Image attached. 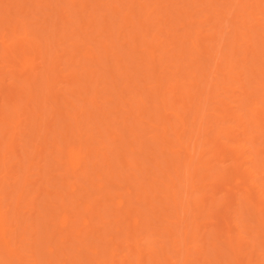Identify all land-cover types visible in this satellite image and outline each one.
Returning a JSON list of instances; mask_svg holds the SVG:
<instances>
[{"label": "bare ground", "instance_id": "bare-ground-1", "mask_svg": "<svg viewBox=\"0 0 264 264\" xmlns=\"http://www.w3.org/2000/svg\"><path fill=\"white\" fill-rule=\"evenodd\" d=\"M181 1L185 0H68L73 17L65 14L59 18V24L53 22L54 36L62 31V37L67 36L69 31L78 36L68 39L71 47L69 63L85 66L81 64V57H77L79 52L82 59L89 61L94 68L84 67L82 74L76 70L70 73L72 85L67 87V92H77L84 97H78L84 99L80 112L72 111L69 115L73 122L61 123L50 137L44 132H40L39 137L43 136L63 154L60 141L65 139L67 130L77 132L78 138H82L85 123H81L83 120L79 115L87 111V104L97 105L101 113V117L97 116L98 120L93 113L96 111L91 109L92 112L87 114V128L91 130L89 136H103L105 141L97 137L99 146L115 152L116 163L126 164L139 172L124 177L122 170L116 172L125 181L126 193L116 194V204L113 202L112 206L117 205L115 208L125 216L123 224L127 250L121 252L119 243L113 239L118 236L116 233H113L114 237L110 236L108 231H99L112 244H106L110 247L107 259L98 260L100 249L95 243H89L84 248L75 244L82 256L88 258L87 253L90 252L98 264H196L198 258H201L200 264H264V0L222 1L229 6L217 0L220 5L223 4L221 7L213 0H188L191 8L196 6L192 4L199 2V6L205 4L202 11H206L205 8L209 9L208 12L211 10V16L202 12L203 18L198 15L199 19L184 14L187 0L183 2L186 8L174 7ZM58 2L54 0V3ZM58 10L66 11L64 6H59ZM94 10H98L99 14H94ZM189 11L192 10L186 12ZM21 24L25 32L19 39L24 42L13 46L1 39L4 44L1 55L8 58L11 64L12 59L16 60L13 65H17L28 84L27 99L34 102L40 99V103L51 105L58 99L55 86L59 79L53 68L57 65L53 66V62L43 65L40 57L54 48L50 41L44 45L48 49L42 47L40 38H29L25 21ZM76 24L80 31L89 28L91 32L75 33L73 26ZM49 35L44 38L48 40ZM24 45L41 54L34 56L25 51ZM59 56L54 54L55 58ZM257 72L260 76H256ZM100 81L104 83L102 89H105V96H98V90L90 95V85ZM40 84H44L43 89H38ZM111 94L117 97L115 108L104 103L111 100ZM96 97L102 98L104 104H95ZM67 101L72 104L64 96L62 104L65 111L69 110L66 105H71ZM11 104L15 115H10L11 112L5 114L1 107L0 123L13 121L16 128L19 124V101H12ZM118 106L126 113L116 117L112 112L110 116V112L117 110ZM36 115L40 117L39 113ZM64 115L67 113L64 112ZM117 123H121V129H117ZM124 131L133 138H126ZM89 150L70 145L66 147L65 160L57 159V156L56 163L65 162L64 173L70 172L83 178L91 177L90 167L97 169L95 174L100 178L95 176L102 179L104 172L99 169L103 171L104 168L102 164L98 167V164L92 163L88 158ZM125 151L130 153L127 155ZM2 164L5 166L4 161ZM103 164L108 166L111 178L116 176L115 172L114 175L110 173V162ZM143 174H149V177L138 182L139 175ZM69 180L72 191H76L75 182ZM25 182L28 181H24L23 186ZM218 183L225 184V188L218 189L221 187ZM79 188L82 190L85 187L79 185ZM134 190L136 202L143 200L150 214L142 208L133 210L135 206L126 194L132 196ZM22 193L23 188L18 194L22 197ZM19 195L17 199H20ZM157 197L160 198L156 200ZM49 200L54 208L58 207L59 211L61 208L60 215H56L60 230L55 232L65 233L56 239L52 231L49 238L54 237L61 243L76 238L82 242L85 237L80 239L82 228L85 225L87 228H84L88 229L91 224L89 218L70 207L62 194L57 195L59 202ZM84 208L87 212L92 210V205L87 203ZM67 209H71L72 214ZM213 209H222V212L215 215L211 211ZM13 218L21 222L17 215ZM142 218L146 232L140 236ZM113 219L115 223L120 220L116 215ZM8 220V211L0 196V246L18 254V248L11 247L15 236H12L14 228L13 234H10L9 227L7 231ZM78 221L83 224L81 228ZM91 227L89 232L93 237H103L93 231V225ZM27 230L24 229L28 234L30 229ZM152 233L156 237L150 241L149 234ZM29 235L25 236L26 239ZM19 238L20 235L16 242ZM55 250L52 246L48 248L49 254L55 255ZM60 253L67 255L65 249ZM6 264H11V261ZM17 264H25L19 255ZM78 264L82 262L78 261Z\"/></svg>", "mask_w": 264, "mask_h": 264}, {"label": "rangeland", "instance_id": "rangeland-1", "mask_svg": "<svg viewBox=\"0 0 264 264\" xmlns=\"http://www.w3.org/2000/svg\"><path fill=\"white\" fill-rule=\"evenodd\" d=\"M222 1L223 0H221L220 2ZM48 2H50V4H48ZM181 2L178 3L177 5L174 4L175 5L174 7L183 6V8H186L185 7L186 5L184 6V3L183 2L181 3ZM187 2L189 1L187 0L185 3ZM213 2L216 4L218 1L213 0ZM220 2H218V4L216 5H220ZM231 2L232 1L230 0L229 3ZM162 4L163 2L161 3V5ZM195 4H196L195 7L197 9L193 6ZM223 4H221L218 7L223 6ZM90 5L95 6L93 3L92 4L90 3ZM199 5H200L199 2L192 4L193 6L192 8H191V5H188L186 11L189 9L192 11H189V12L184 11L185 12L184 14H189V17L193 19H196V17L197 19H199L198 15L200 18H203V16H201V15H204L203 13L205 14L210 13V16L212 15L210 12L211 10L208 12L209 9L205 8L206 11H202L203 6L205 7V4H202V6H199ZM225 5L229 6L227 4H224V6ZM59 6H64V9L66 11L60 12L58 10ZM199 8L201 9L200 12L198 11ZM91 9L92 7L89 8V10ZM193 9L195 10V14H194ZM65 14H69L70 18L73 17L72 6H70V4L68 3V0H59L58 3H54V0H0V108L1 107L4 108L5 114H8L11 112L10 115H13L14 113L12 111L11 103L12 101H19V104H18L19 124L18 126L14 128L13 121H10V122L5 121V122L0 123V177L2 176L0 178V196H2V204L4 208L7 209L8 211L9 220L7 221V231L9 232V229H8L9 227L11 229L10 234H13L14 232L12 236H15L14 240L11 242V247L18 248L17 249L18 254L17 252L10 253L3 246H0L2 247V249L0 248V254H1L0 264H6V262H9V261H11V264H17L18 255L22 257V260H24L25 264H32L31 262H33V264L34 263L35 264H61V263L78 264V261L82 262V264H98L97 261H94L95 258L93 257L92 253L88 252L87 253L88 258L84 257L82 256L81 252H78L76 246L81 244V248H84L89 243H95L96 244L95 246L96 247L99 246V249H100L99 254H98V260L100 261L103 259H107L108 256L106 255H109L108 249L110 248V247L108 248V246L109 245L112 246V244L111 242L108 241V237H104L105 234L103 233L105 231H108L109 235L113 237L115 236L113 235V233L114 234L116 233L118 238L115 237L113 239H114V242L119 243L121 247L119 250L121 252L127 250L126 242L124 241V238H125L124 228L125 227L123 224L124 222H126V219H125V216H123L122 212L117 210L118 208H115V206L117 207V205L112 206V204L113 202L114 204H116V201H114L116 200V196H117L116 194L126 193V190H125L126 184H125V181H123L124 179L122 180V175L124 177V175L126 174L132 175L133 172H137V174L139 172L133 167L129 168V166H125L126 164L122 166L121 164L116 163L117 161L115 160V157L113 156L115 152L110 151L109 148H106V149L101 148L99 146L100 143L97 142V137L105 141V138L103 136L102 137L96 136V135L89 136L91 134V130L87 128V123H86L87 114L89 111L92 112L93 110L97 112V113L93 112L95 114V117L100 116L101 113H100V110L97 109L96 107L97 105L95 106V105L87 104L86 106L88 107L89 110L87 109V111L79 115L81 121L83 120L81 123H85L84 129L82 131L83 133L82 138L81 137L78 138L77 132L71 133L70 129L67 130L68 132H67L65 139L63 141H60L64 149L63 154H60V152L57 151L54 148V146H51L50 145L51 142L44 139L43 136H40L41 138L39 137V134H41L40 132L42 133L44 132L43 134L47 133L46 136L50 137L51 134H55V132L59 129V125H61V123L64 124L65 122H73L72 117H69V115H72L71 113L72 111H76V113L80 112V108L84 102V99L82 98L79 99L81 95L79 96L77 92H67V87L72 85L71 84L72 75L70 73H72V70H76L78 71L79 74H82L84 73V70H83L84 67L94 68V66L90 65L91 63L89 61L85 60L84 58L82 59V56L80 55L79 52H77L78 53L77 57L78 58L81 57L80 58L81 62H83L81 64H85V66L82 67V65L77 66L75 63L74 64L69 63L68 58L70 55L69 50L71 49V47L69 45L68 39H70L71 37L78 38L76 34H71V32L69 31L67 36L62 37L63 31L62 32L60 31L61 34L59 33L58 35L54 36L55 32L53 29V22L57 21V23L59 24L60 23L59 18L61 16L63 17ZM94 14L98 15L99 14L98 10H94ZM19 20L25 21V27H27L29 31V34H28L29 38H36V37L40 38L41 43L43 44L42 47L44 48H48V47H45L44 45L47 41H50L52 43V48H54L52 50L48 48L49 50H47V54H44V53L41 54V53H37V51L33 50L32 48L28 49V46L24 45L25 51L33 54L34 56H38L40 54L42 55L40 58L44 61L43 65H47L49 64V62L50 63L53 62L51 63L53 66L57 65V67H53V66L52 67L55 70L54 72L58 74V79H59V82L55 86V90H57L58 99H57V102L56 101L51 102V105H49L48 102L44 104L40 103L41 102L40 99L35 102L33 100H28L27 99V91H28L27 85L28 84L23 80L24 75L21 74L17 65H13L16 62V60L12 59L13 63L11 64L8 58L3 57L1 55V51L4 49L3 48L4 44L1 43V39L5 40V44H11L13 46L19 45L20 43L24 42L23 40L19 39V37L22 36L25 32L21 24L22 21H19ZM176 21H178V19H176ZM211 22H215V21L212 20ZM211 22L210 24H214ZM160 23H162V21ZM14 26L16 27L14 28ZM73 27L75 28V33L88 34L89 32H91L90 31L91 29L89 28L83 29V32L80 31V28L77 26V24L76 26L74 25ZM49 34H51V36ZM48 35H49V39L46 40L44 37H47ZM17 47L18 46H16L15 48ZM55 53L59 54L60 56L55 58L54 57ZM57 58L58 60H56ZM84 60H85V63H84ZM131 64L128 66L130 67ZM131 68L133 69V65ZM134 68L136 67L134 66ZM103 70L104 69H102V71ZM257 73L258 74L256 76H260L259 72ZM103 84L104 83L100 81L98 84L93 83L92 85H90V88L88 87L90 89L89 94L91 95L94 90H98L97 92V94H99L98 96L100 95L105 96V93H106L104 92L105 89H102L103 87H105L103 86ZM43 87H44V84H40V86H38V89H43ZM130 94H132V92ZM64 96H66L72 102L71 104L69 101H67L71 105L69 104L66 105V108L70 110V111L68 110L70 113H68V111L63 110L64 106L62 104V100L64 99ZM111 96H112L111 100L109 101L106 100L107 102L106 101L104 102L102 98L100 97H96L94 100L96 101L95 104L106 103L105 105L108 104L107 105L108 107L115 108L116 105L114 104H116L115 102L116 100L115 98H117L116 94H111ZM108 99H110V96H108ZM4 102H7V104ZM134 106L136 107V103ZM122 109L123 108H120V107L117 110L113 109L110 112V116H112V112H114L113 114L115 116L126 113L125 110L123 109L124 111L123 112ZM61 110H63V112ZM64 112L67 113V115H64ZM37 113L40 114V117L36 115ZM96 114H99V115H96ZM61 119L65 121H62ZM95 119L98 120L99 117ZM127 121L130 122L129 119ZM95 124L99 125L100 123L99 124L95 123ZM120 124L121 123H117L116 125L115 124L114 125L115 126L119 125L118 126L119 128L117 127V129H121L122 127H120ZM13 129H15V131ZM87 129L90 131H88ZM121 131L123 132V130ZM69 132L70 134H68ZM126 134L127 132L124 133V136ZM127 135H126V138L128 139L133 138V135L131 136H127ZM70 145L75 146V147L80 146L82 149L85 148V150H89V149L92 150V151L89 150L88 158L92 161L93 164L94 163H96V165L102 164V166L97 165L98 167L100 166L103 167L105 170V171L104 170L102 171L101 169H99L100 172H104V174L102 173L103 175L102 179H98L100 177H98L95 174L97 169L93 170L91 167H90V172H89V175L91 177L89 178H83L81 176H73L69 172L70 170H68L69 173L67 172L64 173L66 171L65 162L61 163L60 165L57 164L58 162L56 163V157L58 156L57 159L61 158L65 160L66 147ZM125 152L127 153V155L128 153H130L127 151ZM104 153H107L106 154L107 157L106 155H104ZM3 156H5L4 159H3ZM3 161L5 162V166H3L2 164ZM106 161L110 162L112 165V167L110 168L111 175H114L113 172L116 173L118 170L123 171L121 178L120 176L119 177L117 176V173H116V176L114 175L111 178L108 172L109 171L108 166L106 164H103ZM118 166H122V167H118ZM6 169H7V173H5L4 175V170ZM63 173L65 174V176ZM145 177L148 178L149 174L139 175V179L137 181L142 182ZM130 179L133 181L135 180L134 177H130ZM68 180L69 182H75L76 187H77L76 191H72L70 187L71 183H68ZM24 181H28V182L27 183L25 182V185L23 186ZM99 182L102 185L99 184ZM79 185H83L85 188L81 190L79 188ZM218 185L219 187L221 186L220 188H218L220 190L225 188V184L218 183ZM22 188H23V193H22L23 195L21 197L18 193L20 192ZM135 192L136 190L133 191L132 196H129L128 194H126L127 199L130 198L131 199L130 203L133 205V207L135 206L133 210L135 211L136 208H140V209L142 208L143 211L145 210L147 213L150 214V211H148V208H146V205L143 200H138V202H136L137 198H135L136 196ZM58 194H62L66 198L67 204L70 207H72L73 209H78L79 211H81L82 216L85 214V217L89 218V224L90 223L91 224L88 225V229H87L88 231L86 230L87 226L81 224L80 221H78L81 224L80 228L83 225V228H82L83 233H81L82 231L80 232L83 236L81 235L82 238L80 237V239H83L84 236L85 237L82 240V242L81 240H78L77 238L74 239L73 241L69 240L63 243H61L59 240H56L58 239L57 236H60V235L62 236L63 234H65L63 231L61 232L56 231L58 233V235H56L57 233L55 232V230H58V229L60 230V228H58L60 227L59 222L57 221L59 220L58 216L60 215L59 213L61 212V208L59 206L60 211L58 207L54 208L52 206L53 204H50L51 202L49 199L51 198L54 203L59 202V200H57ZM17 195H19L20 199H17ZM159 198L160 197H157L156 200H158ZM82 200L83 202H81ZM84 200H87V201L84 202ZM87 203H90L92 205V208H91L92 210H89L86 212L84 205ZM127 203H128V200H127ZM221 210L222 209H213L211 211L215 215L219 212L217 215H220L222 212ZM67 211L71 212V214L73 212L71 209H67ZM14 213H17V214H14ZM109 213H112V215ZM15 215H17L21 219L20 221L22 223L21 222L18 223L19 220L18 221L14 220L13 216L15 217ZM56 215L58 216L56 217ZM114 215L118 216L121 221L118 220L116 221V223L112 221L114 220L113 219ZM51 216H53L52 217L53 219H51ZM82 218L83 217H81V219ZM104 220H109L110 222L105 223L103 222ZM51 221L55 222L54 225ZM8 222H10V224ZM143 222L144 221L142 218L141 223L143 224ZM30 224L33 225V228L31 227ZM25 225L27 228L25 227ZM92 225L95 228L93 229V231L95 230L96 233L103 235V237L101 236L102 238H100L99 235H98L99 237L97 235H96L97 237H93L90 234L89 230L92 228L91 227ZM84 226L86 228H84ZM114 227L116 228V230ZM144 227H145V224L140 226V230H139L140 236H143L146 232L143 230ZM24 229L26 230L30 229L29 232L28 230L26 231L28 232V234L25 233ZM52 231L55 232L54 236L56 237V239L54 237L53 238L50 237L51 239L49 238V233ZM99 231H103V233ZM17 232L18 233L21 232V234L15 235V233ZM30 233H32L31 236L29 235ZM26 234L30 236L29 237L31 238L30 242H28V239H29L28 237L26 239L25 237L27 236ZM18 235H20L19 240L20 239L22 240V241L20 240V242L19 240L18 242H16L18 239ZM149 235H150L149 236L150 241H152L151 239L156 237L153 233L152 235L151 234ZM27 242L30 244H28ZM103 242H107V243H103ZM108 243L110 244L108 245ZM27 245H30V246L28 247ZM68 245L70 247H65ZM48 246L49 247L52 246L56 249L55 255L53 253H50L51 255L49 254ZM106 247L107 249H105ZM30 249L34 251H31ZM62 249L66 250L67 255H62V253H60ZM72 254H76V255L72 256ZM2 258H5V260H3ZM32 258L34 259L30 260ZM198 259H196V264L201 263L200 261L201 258H198ZM146 264L148 263L146 262Z\"/></svg>", "mask_w": 264, "mask_h": 264}]
</instances>
